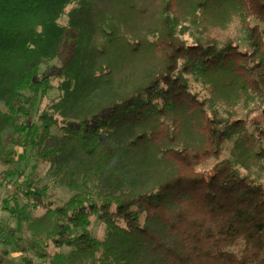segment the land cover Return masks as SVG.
<instances>
[{
  "label": "trees",
  "instance_id": "16d2710c",
  "mask_svg": "<svg viewBox=\"0 0 264 264\" xmlns=\"http://www.w3.org/2000/svg\"><path fill=\"white\" fill-rule=\"evenodd\" d=\"M235 17L247 50L218 42ZM263 71L264 0H0V211L42 210L37 264H264Z\"/></svg>",
  "mask_w": 264,
  "mask_h": 264
},
{
  "label": "rangeland",
  "instance_id": "374dc122",
  "mask_svg": "<svg viewBox=\"0 0 264 264\" xmlns=\"http://www.w3.org/2000/svg\"><path fill=\"white\" fill-rule=\"evenodd\" d=\"M190 37L199 41L205 40L204 36H201L196 32H193ZM190 37H188L187 40L190 41ZM228 40H232L234 43L238 44L241 50L249 49L246 41V34L242 31L240 21L236 17L225 30L220 31L218 33L219 44L222 45ZM60 62L61 61L59 59H55L54 61H52V64H59ZM42 69H44V67H42ZM262 75L264 84V71ZM52 81L53 84H56L57 78L52 79ZM196 86L199 93H201L203 96H208L207 91L201 89V82H197ZM56 94V90L50 91L47 95V98L41 100L40 106H47L49 99L54 97ZM38 103L39 101L36 100V107L32 110V117L30 119L31 123L33 122L35 126L38 125V121L35 117V111L37 106L39 105ZM255 105L256 102L254 103V101L252 100H248V102L244 104L241 103L233 110L235 112L233 113V115H237L239 118H243L246 112L249 109L253 108ZM223 115L226 116L227 112H223ZM226 146V149L219 156V160L230 158V148L232 146V142H228ZM16 156L18 159H20V162L18 163L19 179H17L19 183L24 184L25 182L31 181V183H33L34 185L37 184L38 186H42L46 183L47 180L45 181V178L43 179V177L46 174L49 164L46 161H42L39 159L37 160V156L35 154V147L32 146L30 138L23 137L22 143L17 148ZM214 161L215 159H210L199 167L208 168ZM0 169H2L1 165ZM258 174L259 173L256 170H252L253 176ZM259 175L260 179L264 183V173H261ZM49 192V195H47V199H51L54 205H58L64 202L71 195V192L65 188H57L55 190L52 189ZM13 193L14 188H10L5 192V194H7L8 196ZM41 212L42 210L34 211L29 207L24 206L15 216L8 217L4 212L0 211V229H2V231L0 232V257H3L6 260L11 259L15 263H21L19 255L21 254L22 250L25 249L33 255L34 264L38 263L39 259L35 258L34 251L29 248V242L34 238L33 236L37 232H39V227L38 225H35L36 227L29 226L27 222L35 216H40L42 214ZM91 231L94 233V235L98 236L99 238L103 237L102 227H100L97 223H94L92 225ZM8 232L12 235H9ZM4 248H8L7 255H4L2 253V250Z\"/></svg>",
  "mask_w": 264,
  "mask_h": 264
}]
</instances>
